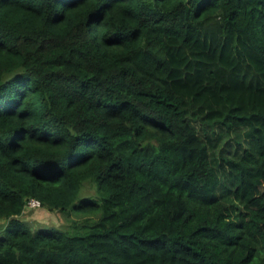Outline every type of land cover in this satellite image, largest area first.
<instances>
[{"label": "trees", "instance_id": "1", "mask_svg": "<svg viewBox=\"0 0 264 264\" xmlns=\"http://www.w3.org/2000/svg\"><path fill=\"white\" fill-rule=\"evenodd\" d=\"M2 222L0 264H264V0H0Z\"/></svg>", "mask_w": 264, "mask_h": 264}, {"label": "rangeland", "instance_id": "2", "mask_svg": "<svg viewBox=\"0 0 264 264\" xmlns=\"http://www.w3.org/2000/svg\"><path fill=\"white\" fill-rule=\"evenodd\" d=\"M96 193V189L95 186L93 184H86V186L84 187V194L85 195H95ZM79 198H81V195L79 196ZM98 199V198H94ZM96 215L92 216L91 218H95ZM24 220L26 223H31L29 221H35L38 225L31 223L29 224L32 228V230H36L39 227H41L42 225H49V226H53V225H60L63 227H67L70 228V224L73 221H78L80 224H83V218L80 217V215H74L72 214L68 219L66 218V216H63L61 213L59 212H49L47 209L44 208H39L37 210H30L25 212V215L23 216ZM1 225L4 224V222L0 223Z\"/></svg>", "mask_w": 264, "mask_h": 264}, {"label": "built area", "instance_id": "3", "mask_svg": "<svg viewBox=\"0 0 264 264\" xmlns=\"http://www.w3.org/2000/svg\"><path fill=\"white\" fill-rule=\"evenodd\" d=\"M41 206V202L38 199H31L29 202V208H38Z\"/></svg>", "mask_w": 264, "mask_h": 264}]
</instances>
